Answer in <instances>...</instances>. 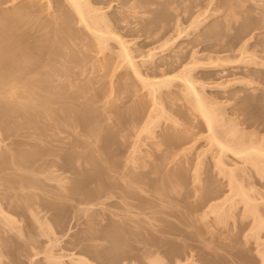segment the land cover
<instances>
[{"label": "rangeland", "instance_id": "1", "mask_svg": "<svg viewBox=\"0 0 264 264\" xmlns=\"http://www.w3.org/2000/svg\"><path fill=\"white\" fill-rule=\"evenodd\" d=\"M111 1L113 8L111 6L108 11L120 6L119 3L123 0ZM125 1L123 2L127 4L130 0ZM152 1L150 3L153 4H150L149 0V4L144 3V9L142 5L140 6L144 12L139 7L135 9L137 13L139 12L136 19H133L135 14L131 15V18L128 17L129 20L131 19L129 22L136 21V24L130 23L134 24L131 27L139 24V28H134L140 29L139 31L135 29L137 33L132 31V28L130 31L124 30L123 33L124 37L130 40L129 44L133 52L137 54L140 50L145 52L149 48L157 47L156 58L161 56L164 59L171 57L172 53L177 51L183 54L182 50L189 51L190 48V50L194 48L198 50L199 53L195 50L194 52L198 53L196 55L200 62L195 60L197 56L192 60L193 57L190 55L187 59L191 57L192 61H197V65L201 64V67L194 68L195 78L201 84L204 83L203 86L198 83L199 89L212 106L214 104V107H219H216V110H221L222 114L219 115H223L224 112L223 116H218L221 120L217 119L220 125L215 126L217 129L215 133L218 132V135H215L219 136L222 141H226V144H230L231 130L235 128L233 130L241 133L238 134L240 141L259 144L264 139V0ZM10 2L11 0H2L1 5L5 6ZM24 2L26 0H20V3ZM163 4L166 6L164 7ZM178 4L180 6H177ZM163 7L169 8L170 13H167L172 17L176 14V19L180 17L179 19L184 22L187 18V22L183 24L188 26L187 29H184L180 37H176L178 36L176 34L173 40L171 38L169 41L164 40L167 30L165 27L173 25L176 19L171 18L173 24L170 23L171 19L166 13L168 10L165 13L170 20L169 26H166L168 20L166 22L162 20L164 17L160 18L161 20L156 18L159 20L157 22L154 19L161 15L160 9ZM157 11L159 16L156 14ZM193 13L198 14L199 17L193 15L192 18ZM184 16L185 18L182 19ZM194 18L198 19L196 23L198 25L193 28L189 23ZM146 25L148 28L145 27ZM161 27L165 29V32H162L165 34L164 37L161 31L157 30ZM151 28L154 32L156 30L159 32H156V36H152L155 37L154 39L147 35V32L152 31ZM170 34L167 33L169 38L172 36ZM145 36L148 38L149 45L142 47V43H147ZM151 38L152 43H150ZM185 44L188 49H185ZM177 48H181V51ZM242 50L246 51L245 56L242 54L244 58L241 56ZM94 54L97 57L101 56V53ZM95 56L94 59H96ZM218 57L220 59L217 63H219H215L219 66L212 62ZM94 59L91 61L86 58L89 62L86 61L88 67L81 63L82 67L86 70L91 69ZM187 59L184 64H187ZM190 59L187 62H190ZM83 61L85 63V59ZM79 62H81L80 59ZM48 68L41 70L40 75L47 76ZM57 68L59 72H56L57 75L52 76L51 74L53 79L48 78L50 82L46 86L48 91L50 86L52 88L49 93L54 103H56L55 100H60L55 98L63 94L61 97H64V100L72 101L78 111L82 109L84 111L87 105V95H94L97 110L94 109L96 113L93 114V119L96 117V121L94 120L91 126H94V122L101 124L102 129H98L102 130L101 138L99 136L100 139H96L95 134H93L95 136H89L86 130L89 129L90 124L78 122H74L75 125L68 123L73 127L66 125L69 129H66L64 125H54L57 122H49V120H45L48 122L46 124L43 121L42 125H39L41 124L39 122V126L36 127L35 123L38 121L33 120L35 118H30L34 123L25 122L29 119L24 120L22 115H19L22 116L21 118L17 115V121L25 122H21V127L19 121L20 125L16 124L14 127L16 119L13 118L14 124L13 122L11 124V119L8 124L6 123L12 129L1 126L3 124L0 123V160H6L7 157L12 159L10 156L14 154L17 147H21L19 151L27 150V153L29 150L34 153L31 149L39 150L34 161L31 158L26 165L24 164L25 166L22 163L23 166H19L20 168L26 167V174L28 173L29 179L33 180L29 183L35 181L37 183V185L36 183L35 185L28 184L29 188L26 185L27 189L24 188L22 179L19 183L16 181L18 176H21L19 173L24 172L22 169L19 172L20 168L17 165L20 163L15 162L17 164L15 169V165H10L11 159L6 160L7 162H0V165L2 163L1 166L4 167L3 169L0 166V211L2 212L0 213V241L5 243L1 245L0 242V264H74V260L69 258V255H62V261L65 262L62 263L61 259L57 258L61 253L70 254L72 257L81 256L86 264H101L102 260L99 255L110 251L112 253L111 249L115 250L118 247L113 246L118 243H111L112 241H117L121 245V240L128 237L130 238L128 242L140 245L144 244L141 243L143 240L147 242L157 239L158 241L160 235L164 233L166 237L165 235L161 237L166 238L164 242L160 243V240L156 243L162 245L165 241H169L167 244L169 246L165 248H169L167 250L171 248L173 258L180 254L182 264H264V227L258 228L259 218L245 212L243 198L236 184L241 183L250 193V197L253 196L252 199L263 207L264 174L262 175L256 166L243 162L228 150L225 154L221 153L222 149L219 152L220 145L215 143L213 137H210L211 130L202 115L194 108L192 99L177 92L176 89L180 88L178 87L179 79H173V84H169L165 92L158 96V100L160 101L159 97L162 100L158 108V104L150 99L147 90L135 77H126V82L124 79L122 82L119 80L117 82V77H114L116 82L113 84L109 76L99 79L95 76L96 74H93L90 84L87 83L90 78H86L85 81L84 76L81 77L82 75L79 76L77 73L69 75V78L61 76L64 68L60 64ZM179 68L175 70L173 68V71L168 74L177 73ZM88 71L85 72L86 75ZM62 78H66L65 82L61 80ZM70 80L74 81V85L77 83L79 85L81 81L86 82V85L90 84L86 86V89L84 88L87 95L77 93L75 96L71 93L73 88L76 92V86H68L66 82ZM118 88L121 90L119 91ZM167 91L173 93L167 94L169 93ZM118 92H121L122 97L118 99L117 107L128 115L121 122L116 123L115 109L109 108L105 102L109 98L113 100L114 97L116 100ZM138 98H143L142 102L145 106L141 100L138 102ZM135 103L139 107L141 104V107H144L141 111L139 108L135 111H139L140 114L132 111L136 109H133ZM98 124L95 123L96 128L100 126ZM96 128L93 127L92 130L90 128L91 132H89L94 133ZM170 133L174 134V137L180 134L184 137L180 135V139L166 140ZM8 149L14 152L9 155L10 150ZM85 149H91L93 156L99 153L104 157L107 161L103 158L106 168L104 167L105 169L103 168L101 172L95 170L96 165L93 166L95 159L91 157L94 159L91 160L90 155L85 153L87 152ZM68 154H72L73 159ZM5 162H9L10 166L3 164ZM229 169L235 171L233 179L236 177L237 180L234 181L236 183L232 181L233 179L231 180L233 174L231 175ZM80 178L83 180L79 181ZM74 180H76L75 184ZM21 182L23 186L20 185ZM164 182L168 186L173 185V188L169 186V189L165 188L166 191H164L161 189ZM39 184L41 187L35 188ZM79 185H82V191L76 189ZM20 187L24 188V191H20L18 189ZM95 191L96 195H94ZM20 192L31 195L30 207H26L25 197L22 200L20 197L23 194ZM88 193L92 196L91 194L87 196ZM13 195L16 196L13 197ZM32 197L35 199L33 200ZM20 199L23 201L20 202L22 204H17L21 201ZM134 203H148L150 206L155 204L156 207L151 206L152 208L146 205L149 206L148 210L149 208L154 209L153 212L156 210L159 213L155 211L156 213H150L149 216L147 206L141 205L143 208L145 206L148 212V215H146L147 212L142 214L145 208L144 210L141 208V211L138 209L140 205H132ZM126 207L130 211L133 209L134 214L124 215L121 211ZM223 208L230 210V213L229 216L226 215L228 217H223L222 214V219H220L222 211L226 213ZM181 213L187 215L186 220L183 219L184 215ZM262 213L264 214V210ZM177 214L180 215V220ZM3 215L12 217L15 221H13L15 224H12L15 229L11 224L9 225L11 222L8 221V224L4 222L7 218L5 219ZM37 217L41 219L38 220L39 222L36 220ZM178 221L182 223H177ZM127 226L128 229H126ZM140 235L146 239L140 238ZM136 238L142 241H138V244Z\"/></svg>", "mask_w": 264, "mask_h": 264}, {"label": "bare ground", "instance_id": "2", "mask_svg": "<svg viewBox=\"0 0 264 264\" xmlns=\"http://www.w3.org/2000/svg\"><path fill=\"white\" fill-rule=\"evenodd\" d=\"M110 1L111 0H106V1L105 0H103V1L102 0H26V2L20 3V0H11V2L9 4L2 6L1 5L2 0H0V123L3 124L1 126H5L6 128L9 127L7 125L9 120L11 119L10 122L12 124V122L14 121L13 119H16L19 115H22L24 120L29 119V120H26L25 122L30 121V122L34 123L31 120L33 118H35L33 120L38 121V122L36 121L37 123H35L36 127L39 125H42L43 121L45 122V124L48 123L45 120H49V122H57V123H54V125H56V124L61 125V126L64 125L65 128L67 127L66 129H69V127L73 128L70 125H68V123L72 124L74 122H78V123H83L86 125L90 124L89 129L86 130V132H88V135L89 136H95L96 135V139H100L101 138L100 133L102 132V130L101 131H99V130H100V128L102 129V126H101V124H98L99 122H94V126L92 125L94 128L97 127L96 126L97 124L100 126H98V128H96L93 131L94 133H92V134L90 133L91 132L90 128H91V130L93 128L91 126V123L94 120L96 121V119H95L96 117L93 119V117L96 113L95 111L97 110L95 107L96 101L93 98L94 95L85 94V92L87 93V91H85L86 86L87 87L90 86L91 80L93 78L91 76L93 74L94 75L96 74L95 76H97V78H99V79H101V77L109 76L111 79V82L113 84L116 82V80H114V77H117V82H118V80L120 82L125 80V82H126L127 81L126 77H129V76L135 77V79L137 78V80L142 84V87L147 90L146 92H147V95L150 97V99L153 100V102L155 104L159 105V106L157 105L158 108H160V104L162 103V102L160 103V101H162L160 97H159L160 101L158 100V96L165 92L166 88H168V85L169 84L171 85L173 79L174 80L179 79L178 80L179 81L178 87H180V88L176 89L177 92L182 93L184 96H187V98L190 97L189 98L190 100L192 99L194 108L202 115L204 121L207 123V125L209 126V128L211 130L212 136L210 135V137H213V139L216 141L215 143L220 145L221 148H219V152L221 151L220 149H222L221 153L224 152L222 154H225V152L228 150V151L234 153L240 159H242L243 162H249V163L253 164L254 166H256V168H258V171L261 174L262 173L264 174V139L259 144L254 143V142H250V141H243V140L240 141L239 135L241 133H239V132L237 133V131L233 130L235 128H233L231 130V133H232L230 136L231 137V143H230V141L228 142L230 144H226L225 143L226 141H222V139L219 136L218 137L220 139L215 135V134L218 135V132L215 133L217 130L215 128V126L217 127L218 124L220 123L219 120H221V118H218V116L219 117L223 116L224 112H223V115H219V114H222L221 110L220 111H219V109L216 110V107L217 108H219V107L216 105H215L216 107H214V104L212 106L209 103L207 97L205 95H203L202 91H200V89H199V84H201V83L197 78H195L196 76H194V68H198L199 66L201 67V64L197 65L196 64L197 61H195V60L199 61L198 55H196L199 53V51L195 50V48L193 50H190L191 48L188 49L187 45L185 44V46H186L185 49L187 48L189 51L182 50L183 54H180L179 51L176 50L177 52L174 51L175 53H172L171 57L170 56L167 58L165 57L164 58L165 60L163 58H161V56H160V58H156V53H157L156 48L157 47L156 48L155 47L149 48L145 52L140 50L137 54H135L133 52L132 46L129 44L130 40L126 39L123 35L124 30L130 31L132 28L131 25H134V24H130V23L136 22L135 20L134 21L132 20V22H129L131 19L129 20L128 17L130 16V18H131L134 14H135V16L133 17V19L135 17H137V14L139 12L137 13L136 8L137 7L140 8L141 5H142L141 7H143L144 3H145V5H146V2H147V4H149L152 0L151 1L149 0V3H148V0H130V1L126 0V1H129L127 4L123 2L124 0L123 1L120 0L121 1V3H119L120 6L118 5L116 8L114 7L115 9L108 11L109 8L112 6V3L110 4ZM113 1H111V2H113ZM104 3H106L107 5L108 4H110V5L106 6V4H104ZM178 3H179V1H178ZM150 4H153V3H150ZM163 6L165 7L166 4L165 5L163 4ZM177 6H180V5L178 4ZM164 7H163V9H160L161 15L158 14V11L156 12V14L158 16L159 15L160 16L155 17L154 19L158 18L159 20H161L164 17L162 20H165V22L168 20V18L169 19H171V18L176 19V17H175L176 14L172 17V15L168 14V13H170V10H168L169 8L167 7V9H165ZM112 8H113V6H112ZM140 9L142 10V8H140ZM140 9H138V11ZM143 9H144V7H143ZM146 9H147V7H146ZM166 10H168V11H166ZM142 11L144 12V10H142ZM165 11H166V13L168 12L167 13L168 18L166 16ZM185 11H186V9H185ZM129 12H131V13H129ZM128 14H130V15H128ZM195 14L194 13L191 14L192 18H193V15H195ZM163 15H165V16H163ZM195 16H198V14ZM179 18L174 20V24L172 22L173 19H171V22H170V20H168V23H167L168 25H166V26H169L170 23H172L173 25L170 24V26L168 28L165 27V29H167L166 35L162 33V32H165L164 28L163 29H162V27L159 29L155 28L158 31L159 30L161 31V32L160 31L159 32L162 33L161 35H163V37L165 35V39L164 38H162V39L169 41L172 38V40H173V36H175L177 34L178 36H176V37H180L181 34L187 29L186 27H188V26L183 25V24H185V22H187L186 21L187 18H185V16L182 18V19L185 18L184 22H183V20H181ZM188 18L191 19L190 17H188ZM158 19H156V22L159 21ZM194 19H195V21H194ZM194 19L191 21L189 20L190 21L189 25H190V27L192 26L193 28L196 25H198V24H196V23H198V21H197L198 19H196V18H194ZM153 21L155 22V20H153ZM140 26H141V23H140ZM134 27L139 28V24H137V26L136 25L133 26V28H132V31H136V33H137L140 29L138 30L137 28H134ZM145 27H147V25ZM135 29H137L138 31ZM141 30H142V28H141ZM146 30H148V29H146ZM150 30H152V28ZM157 30H156V32H158ZM162 30H164V31H162ZM142 31H144V30H142ZM156 32H154V29H153L151 32H147V35H148V37L156 36L155 35ZM140 33H141V31H140ZM140 33H138V34L141 35ZM144 33H145V31H144ZM158 33H157V35H158ZM167 33L168 34L171 33L170 35H172V36H170V38H169L167 36ZM161 35H158V36H161ZM166 36L168 37V39ZM152 38L154 39L155 37H152ZM152 38L150 40L151 41L150 43H152V41H153ZM157 39H159V37H157ZM162 39H160V40H162ZM146 40H147V43H145V44L142 43L141 44L142 47L149 45L148 44L149 41H148L147 37H146ZM190 41L192 42L191 39H190ZM190 41H187V42L191 43ZM181 45H180V47H181ZM181 48H179V49L177 48V49L180 50ZM194 50L198 51V53L194 52ZM191 51H192V53H191ZM94 53H101V56L97 57V56H95ZM244 53H246V51L242 50L241 56L243 58L245 56ZM190 55L193 58L189 57V59L191 58L192 60L194 59V57L197 56L196 57L197 59H195L194 61H192L190 59L194 63H192L191 61L187 62L189 60L187 58ZM94 56L96 59H94ZM162 57H163V55H162ZM247 57L248 56H246V58ZM86 58H88V60H91V61L94 59L93 63H94V65L96 64V66L93 65V67H95V68H93L91 66V69L86 70V69H84L85 67H82L83 64H85V66L88 67V64H86L88 62L86 60ZM79 59L81 60V62H79ZM83 59H85V63H84ZM186 59H187V61H186L187 64H184V61ZM218 59H220V58L218 57L216 59V61L212 60V62H214L213 64L217 65L219 63V62L217 63ZM75 62H76V64H75ZM81 63H83V64H81ZM59 64H60V66H63V68H64L61 72V76L63 75V76L68 77L69 75L77 73L79 76L82 75L81 77L84 76L83 77L84 79L83 78L82 79L85 81H86V78H90V79H88L90 82L87 81V83H90L89 85H86L87 84L86 82L82 83V81H81V83H79V85H78V83L76 85H74L75 83H73L74 82L73 80L66 82L69 85L66 83H63V84L68 85V86L71 85V87L73 85H74V87L76 86L75 87L76 92L74 91V88L73 89L71 88L72 91L70 89L71 93H73L75 96H77V93H78V95L84 94V96H86V95L88 96L87 100H86L87 105H86V108L84 111H83V109L78 111L77 108H75V105L73 104L72 101L64 100V97L63 98L61 97V95H63V94H61L62 91L60 93L61 95H59V98H55V99H60V100H58V101L55 100L56 103H54L53 97L49 93V92H51L50 90H52L51 86L49 87L50 90L49 91L47 90V87H46V86H48L47 83L50 82V81H48V80H50L48 78H51V80H52L53 79L52 76L54 74L57 75V73L59 72L58 68H57V67H59ZM177 64L180 67V68L176 67L177 69L179 68V71L175 74H168L171 71H173V68H174V70L176 69L175 66H178ZM90 65H91V63H90ZM215 65H214V67L219 66V65H217V66H215ZM44 67L45 68L49 67L48 68L49 74L47 72L48 77L46 75L45 76L40 75L41 74L40 71L41 70L44 71V69H45ZM56 69H57V71H56ZM86 71H88L87 73L90 75V77L88 74L87 75L85 74ZM38 72H39V74H38ZM51 74H52V76H51ZM85 76H88V77H85ZM196 79L199 82H197ZM61 80L62 81L64 80V82H65L66 78H62ZM175 85L177 86V84H175ZM201 85L203 86L204 83H202ZM80 87H82V88H80ZM112 90L113 89H111V92H113ZM118 90L120 91L121 88L120 89L118 88ZM167 90H170V89H167ZM172 91H171V93L174 92V91L173 92ZM167 92H169L167 94H171L170 91H167ZM174 93H176V92H174ZM120 94H121V92H118V95L120 97L117 95L118 98L116 100H114L116 98V97H114L113 100H109L110 99L109 98L108 99L109 101L106 99L107 102H105L106 105L107 104L109 105V108L111 107V108L115 109L114 111H115V118L116 119L114 118V120H117V121H115L116 123L121 122L122 119L123 118L125 119L126 115H128L127 113L125 114L121 108L119 109L117 107L118 106L117 101L119 98L122 97V95H120ZM53 95H55V94H53ZM138 99H139V101H138ZM138 99H137V101L140 102V100H141V103L143 104V106H145V104L142 102L143 98H138ZM137 101H134V102H137ZM157 101H158V103H157ZM135 104L137 105V103H135ZM142 104H141V106H142ZM136 105L133 108V109H135V108L136 109L132 110L133 112H135L137 110V108H139L140 111L142 110L141 108H144L141 106L139 107V105H137L138 106L137 107ZM94 109H96V110H94ZM93 110H94V112H93ZM124 111L126 112L127 110H124ZM218 111H219V113H218ZM135 113L140 114L139 111L135 112ZM138 114H136V116ZM13 116H16V117H13ZM21 117L19 116L18 118H21ZM30 118H32V119H30ZM17 119L14 121L15 122L14 127L16 126V124H19V122L21 124V125L19 124L21 127L22 123L24 121L22 122L21 120H18L19 121L18 122ZM217 119H219V120H217ZM14 122H13V124H14ZM16 122H18V123H16ZM39 122H41V124H39ZM216 122H218V123H216ZM95 123H96V125H95ZM66 125H68L69 127ZM74 125H75V123H74ZM74 125H72V126H74ZM61 126H59V127L63 128ZM3 129H5V128H3ZM9 129H12V128L9 127ZM212 130H214L213 133H212ZM93 134H95V135H93ZM171 135H172V133H170V135L167 136L166 140L169 139V140L174 141L173 139H178V138L180 139L181 134L178 137L176 135L174 137L173 136L174 134L172 136ZM243 135H244V133H243ZM99 136H100V138H99ZM181 136L184 137V135H181ZM18 148L19 147H17V149ZM17 149H15V152L13 151L14 154H12L13 153L12 149L11 150L8 149V150H10L9 155L12 154L10 156V157H12V159L11 158L8 159V157L6 158L7 161H9L11 159V161H9L10 165L11 166L15 165V169H16V165L18 163H20V165L18 164L17 167L20 168L24 164L26 165V163H28V161L31 160V158L34 161V158L36 159V157L38 155L37 153H39V150H35V149H33V150L31 149V151H34V153L29 152L30 150L27 153V150L25 151V149H23L22 151H19V150H21V147L18 149V151H17ZM90 150L91 149L86 150L87 152H85V153L90 155L89 158L91 160L93 158L95 159V160L93 159L95 161V162H93V166L96 165V166H94V168H96L95 170H98L101 172V170L106 166V164H105L106 159L104 157L100 156L99 153L98 154L95 153V155L96 154L97 155L93 156V154H92L93 152ZM35 151H37V152H35ZM4 155H5V153H4ZM4 155H3V157H4ZM13 155H15L16 157L15 156L13 157ZM68 155H70V157L73 156L72 154H68ZM68 157L69 156H67V159H68ZM91 157H93V158H91ZM97 157L99 159H97ZM103 158L105 159V161H103ZM220 158H219V161L221 162L222 158L221 159ZM1 160H0V162L6 161L5 159H1ZM68 160H70V159H68ZM64 161H65V159H64ZM6 162L3 164L8 165L9 162L8 163H6ZM67 162L69 163V161H67ZM21 163L23 165H21ZM29 164H30V162H29ZM1 165H2V163H1ZM10 165H8V167ZM1 167H3V166H1ZM10 168L13 169L12 167H10ZM25 168L26 167L19 169V172H21L22 170L24 172H21L22 174L19 173L21 176H18L19 178H18V180L16 179V181H18L17 183H19L22 179V181H24L23 182L24 184L21 182L20 185L23 184L25 186L24 188L27 189V188H29L28 184H31L33 182V180H31L32 178L29 179L30 176L27 175L28 173L26 174L27 171L25 172ZM3 169H4V167H3ZM29 169H28V171H30ZM14 171H18V170H14ZM230 172H231V175L233 174L232 178H231V180H232L233 176H235V173H234L235 171L231 169ZM24 173L26 174V176ZM87 173H89V172H87ZM235 178L236 177H234V179L232 180L233 182L237 180ZM81 179L82 178H80L79 181L83 180V179L82 180ZM86 179H88V178H86ZM30 181H32V182L29 183ZM74 181H75L74 182V184H75L76 180H74ZM84 181H85V179H84ZM26 182H27V184H26ZM169 182H168V184H171ZM34 183H36V181ZM34 183H32L31 185H35ZM234 183H236V182H234ZM163 184H162L163 186L161 185L162 186L161 189H164V191H166L165 188L169 189V186L171 187V185L168 186V184L166 182H164ZM165 184H167V185H165ZM236 184H237V187L239 189L238 192L241 194V196H242L241 198H243V205H244L245 212L247 214L248 213L253 214V216L255 218H259L258 220H260V221L258 223V225H259L258 228L259 227L263 228L264 227V214L262 213V210H264V206L261 207L260 203L254 201V199H252L253 196H252V198L250 197L251 196L250 193L247 191V189L245 187H243V185L241 183L238 184V182H237ZM23 185H21V186H23ZM26 185L28 186L27 188H26ZM36 185H37V183H36ZM77 185H75V186H77ZM240 185H242V187ZM100 186H104V185H100ZM165 186H167V187H165ZM33 187H35V186H33ZM40 187L41 186L39 184V186H37L35 188L39 189ZM234 187H236V186L234 185ZM20 188L22 189V187H20ZM20 188H18L20 191H24V188L22 190ZM172 188H173V185H172L171 189ZM76 189L79 191H82L83 187H82V185H79ZM20 193H22V192H20ZM22 194L23 195L20 198L23 200V198L25 197L24 200H26V201L24 203H26L25 204L26 207H30L31 195H28L29 193H26V194L22 193ZM90 194L88 193L87 196ZM94 195H96V191L94 192ZM15 196L13 195V197H15ZM91 196H92V194H91ZM33 198L34 197H32V199ZM22 200L18 201L19 203H17V204H22V203H20V202H23ZM49 204H51V203H49ZM137 204L138 203H136V204L134 203L132 205L137 206ZM146 204L149 205L148 203H143V204L139 203L138 205H140V206L138 209H140L142 211L141 208H143V206H141V205L147 206ZM145 206H144V208H145ZM149 206H147V210H148ZM151 206L156 207L155 204L151 205ZM17 207H18V205H17ZM176 207H177V205H176ZM144 208H143V210H144ZM129 209H131V208H129ZM229 209H230V207H229ZM231 209H232V207H231ZM145 210H146V208H145ZM147 210L145 212L142 211V214H145L147 212ZM153 210L154 209L150 210V208H149V210H148L149 216H150V213L153 214V213L157 212L156 210H155L156 212L155 211L153 212ZM224 210H226L225 211L226 213H224V211H222L221 216L219 217L220 219H222V214H223V217L229 216L228 214L230 213L229 212L230 210L229 211H227V209H224ZM132 211H133V209H132ZM132 211L128 210L126 207L121 212L124 215H129V214H134ZM0 213L2 214L1 211H0ZM139 213H140V211H139ZM157 213H159V212H157ZM179 214H180V211H179ZM181 214L184 215L183 213H181ZM137 215H139V214H137ZM146 215H148V212L146 213ZM226 215H228V216H226ZM3 216H5V215H3ZM185 216L187 217V215L182 216V217H184L183 219H185ZM177 217L180 220V218H181L180 215H178ZM0 218H1V216H0ZM6 218H7V221H4V222H6V223L8 221L11 222V223H9V225L11 224V226H13L12 224H15L14 223L15 221L12 219V217L10 218L6 215L5 219ZM37 218L38 219L35 218L37 221L41 220L39 217H37ZM2 219L5 220L3 217H2ZM178 219H176V220H178ZM223 219L225 220V218H223ZM180 222L182 223V221H180ZM180 222L178 221L177 223H180ZM7 224H5V225H7ZM147 224H149V223H147ZM6 227H8V225ZM13 227H10V228L15 229V226H13ZM126 229H128V226ZM17 230H15V231H17ZM136 235H137V237H139V234L136 233ZM163 235H165V233L161 234L160 236L163 237ZM167 235H168V233H167ZM141 236L142 235H140V238L143 239L144 237H141ZM161 237H159L158 239L161 240L160 243H163L164 240L166 239L165 238L166 235L164 238H161ZM167 237H169V235ZM125 238H123L122 240L120 239L122 242L121 245L116 240H115L116 242H114V241L111 242V243H118V245H115V244L113 245L115 247L116 246H118V247H116V248L114 247L115 250L110 248L112 250V253H110L111 251L108 250L110 252L100 254L99 256L101 257V260H102L101 264H146V263L147 264H182L180 254H179V256H176L175 258H173L174 254H173V252L171 254V252H170L171 248H170V250H167L169 248H165V246H167V244H169L168 243L169 241H165L166 244L164 243L161 245L159 243H156V242L160 241V240L157 241L156 238H155L156 239L155 241H150V240L147 241V242H151L150 244L145 242L146 240L142 241L140 239V241H142L141 243L145 244V245L140 244V245H142V246H140V245L131 244L130 242H128V239H130V238L127 237L126 238L127 240ZM144 239H146V238H144ZM133 240H135V239H133ZM136 241L138 242L139 240H137V238H136ZM137 242H136V244H137ZM139 242H138V244H139ZM2 244H5V243L1 242V245ZM130 244L132 246H130ZM62 255L63 256L69 255L68 257L72 258L74 260V264H86L85 260L81 256H73L72 257V255H70V254L66 255V254L61 253V255H59V257L57 256V258L61 259L62 263H65L64 261H62V257H63Z\"/></svg>", "mask_w": 264, "mask_h": 264}]
</instances>
